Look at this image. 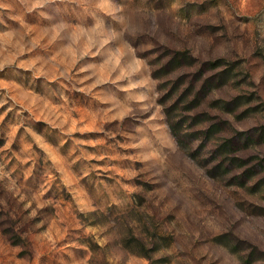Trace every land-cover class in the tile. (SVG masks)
Listing matches in <instances>:
<instances>
[{"label":"rangeland","instance_id":"374dc122","mask_svg":"<svg viewBox=\"0 0 264 264\" xmlns=\"http://www.w3.org/2000/svg\"><path fill=\"white\" fill-rule=\"evenodd\" d=\"M0 264H264V0H0Z\"/></svg>","mask_w":264,"mask_h":264}]
</instances>
